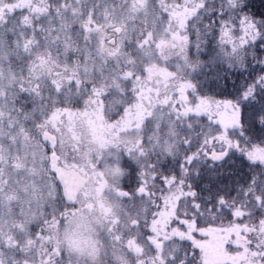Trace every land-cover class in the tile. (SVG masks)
I'll list each match as a JSON object with an SVG mask.
<instances>
[{
	"label": "snow or ice",
	"instance_id": "1",
	"mask_svg": "<svg viewBox=\"0 0 264 264\" xmlns=\"http://www.w3.org/2000/svg\"><path fill=\"white\" fill-rule=\"evenodd\" d=\"M0 264H264V0H0Z\"/></svg>",
	"mask_w": 264,
	"mask_h": 264
}]
</instances>
